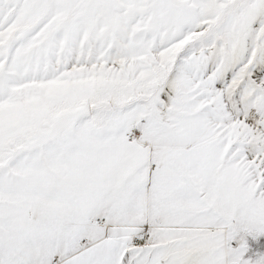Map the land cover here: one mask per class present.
Wrapping results in <instances>:
<instances>
[{
	"label": "snow or ice",
	"instance_id": "1",
	"mask_svg": "<svg viewBox=\"0 0 264 264\" xmlns=\"http://www.w3.org/2000/svg\"><path fill=\"white\" fill-rule=\"evenodd\" d=\"M0 264H264V0H0Z\"/></svg>",
	"mask_w": 264,
	"mask_h": 264
}]
</instances>
